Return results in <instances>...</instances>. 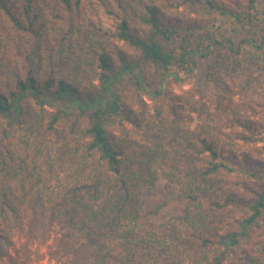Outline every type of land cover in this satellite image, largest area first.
<instances>
[{
  "label": "trees",
  "instance_id": "obj_1",
  "mask_svg": "<svg viewBox=\"0 0 264 264\" xmlns=\"http://www.w3.org/2000/svg\"><path fill=\"white\" fill-rule=\"evenodd\" d=\"M197 74L213 115L229 83L261 96L252 115L227 117L249 148L220 143L204 125L183 145L157 137L147 166L171 155L177 176L183 149L200 167L184 173L170 220L151 222L136 197L144 161L113 131L142 129L131 101L179 129L190 103L174 88ZM0 81V264H27L16 234L27 225L47 241L55 220L63 243L49 256L63 264H264V0H0ZM190 94L199 106L203 88ZM60 124L77 146L38 155L30 137ZM219 176L236 178V189L220 182L213 193L208 181Z\"/></svg>",
  "mask_w": 264,
  "mask_h": 264
},
{
  "label": "rangeland",
  "instance_id": "obj_2",
  "mask_svg": "<svg viewBox=\"0 0 264 264\" xmlns=\"http://www.w3.org/2000/svg\"><path fill=\"white\" fill-rule=\"evenodd\" d=\"M91 39L93 41H102L107 48L111 47L112 42L110 40L102 39L95 33ZM229 85L230 89L228 93L224 94L223 109L220 114H212V90L208 89V86L203 83L201 76L197 74V77L191 82L174 88V93L176 95H182L183 99L190 103L186 106L184 112L188 115V119L179 129L168 127L165 124L153 123L150 117L152 111L149 105H137L131 101L130 107L134 113H136L138 119L142 121V129L138 126L132 127L128 124H123L120 129H115L113 131L117 143L120 144L123 141L127 143L128 156L142 159V163L144 161L143 167L145 165V170L143 177L144 181L142 184L143 187L141 193L137 192L136 197L137 199H140V204L138 206L139 212L149 221L165 223L170 220L174 215L172 202L173 196L179 195L182 187L185 186L183 183L184 173L190 172L192 167L196 169L200 167L197 159H194L191 156L189 157L188 152L183 149H181L182 156L178 158L175 164V168L180 171V174L177 173V176L174 175L175 172H171L173 171V159L169 160L171 155H166V162L156 161L153 157L152 164L150 163L147 166L145 162L146 160H150V150L153 149V143L156 142L157 137L164 139V141L173 139L174 137L177 139L178 143L183 145L186 141H189V135L191 132L197 131L199 127L204 125L206 126L205 128L207 129L208 134L213 136L220 143L232 146L236 151L248 150L249 147L244 146L240 141L233 139L232 133L234 128L231 124L227 123L229 122L227 117H230L233 114L244 116L252 115L250 107L258 102L261 103L262 99L259 94H256L257 92H252L251 88L248 89V94L241 96L238 94L235 84L229 83ZM195 88H203L204 90L202 100L197 102L199 106L191 104L192 99L193 101H196L197 97L192 94L189 95V93ZM258 88H261V86ZM193 107L199 112H192L191 109ZM262 117H264V112ZM258 120L264 123V119L261 118ZM66 132V127L60 124L50 133L41 131L40 134V131H36L30 139L32 141L33 137H35L34 141L38 148L36 151L38 155H41L40 150H44L45 146L50 148L51 153L57 154L60 149L77 146L78 139L76 136L69 137ZM26 148L29 149V147ZM167 150L172 153L173 144L169 145ZM234 181H237V179L233 176H219L209 180L208 183L211 186L213 185L211 190L213 193H216L220 192V187L218 186L220 182L224 188L232 190L236 189L237 186L234 185ZM239 192H241V190ZM202 201H204V199ZM201 203L202 205L200 206L201 208L199 211L205 213L207 211L206 204L205 202ZM179 205L181 208L186 207V202L181 200ZM179 214H182V211H180ZM178 225L179 227H183L184 224L179 223ZM30 227L31 226L25 225L23 234H16L15 237V248L18 249V256L21 260L26 261L27 264H63L65 262L64 258L55 260L49 256V253L52 250L57 249L63 243L60 242L61 231L63 230L61 229L58 220L53 222L49 232L50 238L47 241H42L37 233L30 234Z\"/></svg>",
  "mask_w": 264,
  "mask_h": 264
}]
</instances>
